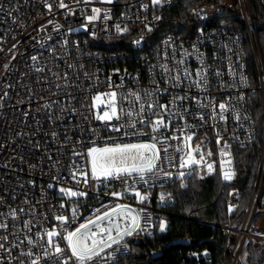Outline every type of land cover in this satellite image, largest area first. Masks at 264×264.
Returning a JSON list of instances; mask_svg holds the SVG:
<instances>
[{"label": "built area", "instance_id": "obj_1", "mask_svg": "<svg viewBox=\"0 0 264 264\" xmlns=\"http://www.w3.org/2000/svg\"><path fill=\"white\" fill-rule=\"evenodd\" d=\"M184 1L195 3L189 26L181 35L167 32L164 25L168 11ZM64 3L67 8H60L59 0H0V198L3 201L0 202V213L3 214L0 220L7 219L9 224L7 231L0 229V236H7V240H0V243L7 249L23 240L25 233L21 229L28 220L32 221V225L27 234L38 239V231L43 235L45 228L60 230L64 227L55 220V216L71 217L73 206L79 208V220L72 223L70 230L86 218L93 217L96 208L117 202L126 203L134 209H144L141 221L144 230L125 238L127 248L122 247L117 253L120 262L131 253L134 241L152 238L160 232L162 209L173 201L168 187L174 184L186 187L195 173L202 179L218 177L222 186L220 197L224 194L223 187L237 175L234 150L251 149L259 139L261 152L258 172L248 205L232 225H214L226 232L223 264H244L245 244L249 238L264 245V235L252 232L255 219L264 213L259 210L264 188V60L250 0H163L159 5H154L152 0H117L112 4H101L96 0L88 3H84V0H64ZM47 4L52 5L51 11ZM235 5L240 24L234 23V28L221 26L223 9L230 10ZM92 8L101 9L100 17L88 22L87 17L93 15ZM105 13L108 19H105ZM117 24L128 31L117 32ZM57 26H61L59 31L54 30ZM70 27L75 31L69 33ZM149 27L151 31L147 30ZM200 29H203V34ZM49 35L51 39H48ZM169 37L172 38L167 47L169 57L174 46L176 59H181L183 49L191 52V45L199 39L198 47L205 54L207 64L211 69H219L223 73L219 80L210 74L207 93L195 87L169 88L166 82L168 76L160 68L161 64L167 63L172 70L171 75L177 70L175 60L170 58L165 61L163 58V42ZM65 39L68 40L67 46L63 44ZM137 40L141 42L137 44ZM32 56L38 59L34 62ZM229 57L235 72V84L228 72ZM186 64L193 70L199 66L195 56H188ZM4 65H8V68L5 69ZM40 67L45 71L37 72L36 68ZM53 73H58L61 78L58 79ZM64 73H67V83L71 86L58 90L56 84H65L62 78ZM241 74L247 77V85L239 82ZM96 76L99 80L97 87L93 88V80L88 77ZM109 78L122 94L152 88V81L155 80L161 88H169L160 96L161 103L166 104L172 96L187 92L198 96L204 104H208L211 97L215 98L216 105L228 103L231 107L225 113L227 119L221 120L218 107L214 114L210 108L199 107L195 100H185L183 107L179 108L182 113L188 109L184 119H173L170 128L161 129L162 142L157 145L161 149V159L155 173L145 176L147 183L138 176L129 177L126 183L131 185V189H127L120 180L101 183L89 178L85 186L77 183L83 177L72 180L69 176L74 168L87 170L85 158L75 156L74 151L86 152V146H91V141L103 144L109 137L122 138L127 142L129 138L123 137V132L132 131L121 129L117 133L110 127L105 128L103 122L93 120L92 114L84 107L95 92L111 90ZM54 92H58V95H53ZM241 94L243 99L239 98ZM56 100L60 103L52 104L51 109L43 108L45 103ZM123 107H128L127 102H123ZM72 108L78 111L72 112ZM61 109L65 111L62 113ZM198 113L203 114V121ZM236 113L240 115L239 120L235 119ZM50 114L52 120L49 119ZM212 115L217 118L213 120ZM119 123L124 124L125 120ZM137 128L140 132L151 134L150 127L138 124ZM91 129L96 131L92 132ZM192 133V149L200 146L194 155L199 159V152H203L204 162L181 169L179 160L184 153L176 150L177 144L182 143L185 134ZM171 136L181 139H163ZM131 141L150 142V138L149 135L131 137ZM226 144L228 147H225ZM164 149H167V153ZM209 152L211 155H208ZM222 152L230 155L222 157ZM208 163L213 164L211 172L207 169ZM52 164L55 167H50ZM56 169H59V181L52 179ZM180 171L185 172L183 179L179 177ZM225 171L234 173L230 180L224 179ZM165 172H171L172 176H165ZM31 181H35V185ZM49 183H54L55 189H49ZM61 186L84 190L89 195L80 198L78 205H72L69 198H61L58 191ZM132 189L147 196V199L140 202ZM112 190L122 192L123 196L107 195ZM162 194L164 200L160 198ZM239 203L240 193L234 190L228 197V206L236 209ZM62 204L64 207H61ZM11 209L17 210L19 219L13 220L8 216ZM19 209L24 211L20 212ZM231 234H236L234 242L231 241ZM22 248L28 251L30 246L25 242ZM34 250L37 253L41 251L39 248ZM17 258L22 264H27V258L21 256V249L12 248L11 253L0 249V264H17ZM188 259L196 261V254L189 253ZM47 264L52 262L48 261ZM100 264H108V261L103 260ZM192 264L199 262L197 260Z\"/></svg>", "mask_w": 264, "mask_h": 264}, {"label": "snow or ice", "instance_id": "obj_2", "mask_svg": "<svg viewBox=\"0 0 264 264\" xmlns=\"http://www.w3.org/2000/svg\"><path fill=\"white\" fill-rule=\"evenodd\" d=\"M79 2V0H77ZM90 0H84V3H88ZM106 3H112V0H104ZM163 0H152L154 5L162 4ZM60 8H67L68 6L64 3V0H59ZM147 7V6H145ZM2 8V5H0ZM49 11L52 9L51 4H47ZM71 11V10H70ZM93 15L87 17L88 22H93L100 17L101 9L92 8ZM195 14V13H194ZM105 19H108L107 13H105ZM156 19H159L157 17ZM51 23V21H49ZM57 26L54 30L59 31ZM86 27V25H84ZM117 32H127L128 29L121 28L119 24L116 26ZM151 31L149 27L147 29ZM75 31L73 28H69L68 32L71 33ZM201 34H203V29H200ZM93 35H95L93 33ZM52 37L49 35L48 39ZM172 38L169 37L168 40L164 41L165 52L163 58L165 61L168 59L175 60L177 70L174 75H171V69L167 63L160 65L163 74L168 76L167 84L169 88H182L187 87L191 89L193 87L197 88L201 92L207 93L210 88L209 76L214 74L215 77L222 78L223 73L219 69H211V66L207 64V58L204 53L200 52L198 45L200 40L198 39L196 43L191 45L192 51L189 52L187 49H183L181 59H176V49L172 47V54L169 57L167 52V47L171 44ZM141 41L137 40L136 43L139 44ZM64 46H67L68 40L63 41ZM78 47V42L76 44ZM227 47V45H222ZM43 47V45H41ZM181 48L183 46L181 45ZM53 51H55L53 49ZM231 51V49H229ZM188 56H195L196 60L199 62V66L196 69H190L186 64V58ZM31 59L35 62L38 58L32 56ZM71 67V65H69ZM183 66V67H181ZM5 69L8 65H4ZM155 67V66H153ZM241 67H243L241 65ZM37 72H43L45 69L43 67L36 68ZM117 72L119 69L116 70ZM228 72L234 78L235 84V72L232 68V62L230 57L228 58ZM58 79L61 77L58 73H53ZM87 77V73H85ZM155 75V73H153ZM65 80V84H56L55 87L59 90L62 87L67 88L71 85L67 83V73H64L62 77ZM93 80L92 87L96 88L98 83V76L88 77ZM123 79V78H121ZM187 81V85H185ZM239 82L241 84L247 85V77L241 74L239 77ZM154 87L147 89L130 90L126 94L119 93L110 78L108 81L110 91L107 92H95L89 97L90 102L86 103L84 107L87 111L92 114V119L96 121L103 122L105 128H111L114 132H121V129H132L131 133L128 131L123 132V137H128L126 142L122 138L109 137L107 141L103 144H97L95 140L91 141V146H86V152H76L74 155L78 157H83L86 160V168H74L70 171L69 176L72 180H77V177H83L82 181H77L78 184L83 183L85 186L88 184L89 178L93 181H104L111 182L112 180H120L125 183L127 189H131V185L127 184V178L138 176L144 183H147L145 176L149 174H154L157 169L158 162L160 161L161 149L158 148V143L162 142L160 136L161 129L170 128L173 123V119L180 120L184 119L185 114L188 109L184 112H180L179 108L183 107V102L185 100H195L199 107L210 108L211 113H216L217 107L219 108V119L226 120L227 117L225 113L231 107L228 103L215 104V98H209V103L204 104L201 102L198 96L189 95L187 92L183 95L176 94L171 97L168 103H161L160 96L169 91V88H161L159 82L152 81ZM91 91V89L89 90ZM53 95H58V92H54ZM72 97L70 96V99ZM240 99H243V94L240 95ZM231 98L229 97V100ZM123 102H127L128 107H123ZM60 101H52L51 103H45L43 108L51 109L52 104H59ZM103 106V107H102ZM65 109H61L63 113ZM72 112H77L75 108L71 109ZM199 119L203 121V114L198 113ZM168 117V119H166ZM216 115H212V119L215 120ZM49 119L52 120L53 117L50 114ZM125 120L124 124H120L119 121ZM235 119L239 120V113L235 114ZM115 121L116 123H112ZM142 125L150 127L151 134L140 132L137 125ZM95 132V129H91ZM181 131V129H177ZM55 136V133H52ZM149 135L150 142L136 141L132 142L131 137H140ZM194 133L185 134L183 136L182 143L177 144V151L183 152L184 155L181 156L179 160V168H191L193 165H201L204 162L203 152H199V159H196L194 151L199 150L200 146L197 145L196 149H192L190 144ZM164 140H180L178 136L164 137ZM219 143V140H217ZM225 147H228L226 144ZM167 153V149H164ZM211 155V152L208 153ZM222 157L230 155V153H221ZM51 160V156L48 157ZM58 163V162H56ZM231 163V161H229ZM75 164V162H73ZM34 168L35 165H32ZM50 167H55V164L50 165ZM207 169L209 172L213 170V164L208 163ZM165 176L171 177V172H165ZM234 173L229 171L224 172V179L230 180ZM179 177L183 179L185 177V172L180 171ZM54 181H59V169H56V174L52 176ZM67 179V178H65ZM35 185V181H31ZM107 186V185H105ZM49 189H55L56 185L54 183H49L47 185ZM135 192V196L140 202L147 199V196L141 195L139 191L132 189ZM61 194V198H69L72 205H78L80 198L87 197L89 194L84 190H73L71 187L61 186L58 189ZM107 195L113 197H122L123 193L119 191L112 190L107 193ZM74 198V199H73ZM161 200H164V195H161ZM0 202L2 198H0ZM61 207H64L62 204ZM23 212L24 209H19ZM144 209H134L131 205L126 203H115L113 205H103L102 208H96L94 216L91 218H86L84 222L79 223L74 229H71L72 223L79 220V208L77 206L71 207V217L66 215H56L55 220L60 221L64 227L60 230L53 228L51 230L45 228L43 230V235L38 231L36 236L38 239H33L27 233L31 231L32 221H25L21 232H24V239L19 240L18 244L12 245L11 247L5 249V245L0 243V249L11 253L12 248L21 249V256L27 258V264H47L51 261L52 264H100L101 261L107 260L108 264H119V259L117 253L121 251V248H127L125 241L126 237H130L134 234H139L140 231L144 229L141 227L142 214ZM0 215H3L0 213ZM13 220L19 219L17 210L11 209L8 213ZM14 226V225H13ZM9 224L7 219L0 220V229L8 230ZM166 229V222H162L160 230L164 231ZM14 235V234H13ZM58 238V239H57ZM19 239V237H17ZM0 240L6 241L7 236H0ZM27 243L30 248L28 251H24L22 245ZM63 245V246H62ZM39 248L41 251L37 253L34 249ZM247 254H245L246 257ZM11 259V258H10ZM17 264H22L17 258Z\"/></svg>", "mask_w": 264, "mask_h": 264}, {"label": "trees", "instance_id": "obj_3", "mask_svg": "<svg viewBox=\"0 0 264 264\" xmlns=\"http://www.w3.org/2000/svg\"><path fill=\"white\" fill-rule=\"evenodd\" d=\"M193 4L179 2L168 11L164 25L167 32L183 34L190 24ZM250 4L264 60V0H250ZM238 13L236 5L230 10L223 9L220 25L233 28L236 22L239 25ZM260 152L259 139L251 149L234 150L237 175L223 187L224 194L220 197L222 186L218 177L202 179L195 173L186 187L178 184L168 187L173 201L163 207L161 217V220L166 219L168 222L166 232H157L152 238L134 241L131 253L124 256L119 264H192L197 260L199 264H223L226 232L214 225H232L237 215L248 205L258 172ZM234 190L240 193V203L238 208L231 209L228 197ZM259 210L264 212V188ZM252 232L264 235V213L255 219ZM230 238L234 242L236 234H231ZM175 241L189 243L168 247ZM159 252L162 254L153 259V253ZM191 252L196 254V261L188 259ZM244 264H264V245L260 241L253 238L246 241Z\"/></svg>", "mask_w": 264, "mask_h": 264}, {"label": "water", "instance_id": "obj_4", "mask_svg": "<svg viewBox=\"0 0 264 264\" xmlns=\"http://www.w3.org/2000/svg\"><path fill=\"white\" fill-rule=\"evenodd\" d=\"M116 1L117 0H112V3H115ZM96 2L101 3V4H112V3H106V2H104V0H96ZM188 243L189 242L175 241V242H172L171 244H169L168 247H170V246H176V245H179V244H188ZM161 254H162L161 252H159V253H153L152 258L155 259V258L159 257ZM145 264H147V263H145Z\"/></svg>", "mask_w": 264, "mask_h": 264}, {"label": "rangeland", "instance_id": "obj_5", "mask_svg": "<svg viewBox=\"0 0 264 264\" xmlns=\"http://www.w3.org/2000/svg\"><path fill=\"white\" fill-rule=\"evenodd\" d=\"M162 222H166V229H167V224H168L167 220H166V219H163V220H161V223H162ZM160 226H161V224H160ZM160 226H159V231H160V233H165V232H166V229H165L164 231H161V230H160Z\"/></svg>", "mask_w": 264, "mask_h": 264}]
</instances>
